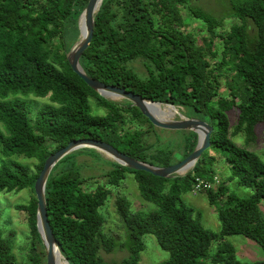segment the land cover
<instances>
[{"label": "trees", "instance_id": "trees-1", "mask_svg": "<svg viewBox=\"0 0 264 264\" xmlns=\"http://www.w3.org/2000/svg\"><path fill=\"white\" fill-rule=\"evenodd\" d=\"M87 2L0 0V158L5 160L0 165V192L26 189L32 194L27 204L15 206L27 217L30 264H45L33 186L48 156L70 141L87 138L106 142L149 165L169 167L191 154L197 144L194 132L176 131L182 138V152L176 158L172 141L157 135V131H174L155 128L127 101L117 103L99 96L72 72L66 56L79 39L77 22ZM196 2L103 0L95 15L91 43L79 61L85 73L148 101L183 108L186 117L212 127L211 146L192 170L169 179L108 162L106 183L92 190L83 189L87 180L75 166L76 156L72 157L89 150L61 159L47 179L45 203L55 242L68 264H138L144 235L153 236L169 255L157 264H264L238 261L234 248L224 240L241 235L264 251V216L259 210L264 202V163L231 140L242 132L251 141L255 126L264 123V0H240L233 5L232 16L243 24L228 31ZM184 11L202 25L200 35L187 30ZM248 23L253 26L252 36ZM137 59L147 68L144 79L127 66ZM225 67L230 76L224 75ZM224 77L227 93L221 94ZM18 95L48 102L31 118L29 103ZM90 99L105 110L103 115L92 113ZM233 108L238 110V120L229 132L226 113ZM132 124L147 127L132 129ZM151 134L153 141H149ZM210 149L228 166L227 180L252 191L248 198H239L218 181L201 192L216 210L217 233L205 229L200 211L181 198L191 192L196 178L213 182L216 177L214 158H208ZM12 157L35 160V173ZM66 159L72 160L68 166L63 165ZM125 174L133 176L140 198L155 209L133 212L125 197H116L125 238L121 247L127 257L109 263L98 253H109L117 244L102 234L98 209ZM213 243L215 251L210 253ZM0 264H15L10 239L3 237L1 229Z\"/></svg>", "mask_w": 264, "mask_h": 264}, {"label": "rangeland", "instance_id": "rangeland-1", "mask_svg": "<svg viewBox=\"0 0 264 264\" xmlns=\"http://www.w3.org/2000/svg\"><path fill=\"white\" fill-rule=\"evenodd\" d=\"M240 0H197L196 6L204 11L206 14L210 15L212 18L221 21V26L223 31H228L231 26L241 25L243 21L241 19L232 16V6L239 4ZM184 19L187 21L189 26L187 30L193 32L195 35H200L202 25H200L192 17L186 16L184 11ZM120 17L117 19L119 20ZM248 31L252 36L254 34L253 26L248 23ZM217 46V45H216ZM215 46V47H216ZM140 59L129 62L127 66L131 68L137 76L141 79L147 77V68L142 63ZM224 75L230 76L231 72L224 69ZM224 78H221V94L227 93ZM229 80V79H228ZM20 99L25 100L29 103L31 107L30 117L33 115L36 109L48 102L46 98L40 99L33 96H17ZM110 100V99H109ZM117 103L123 102L121 99L111 100ZM89 104L92 113L95 115H103L105 110L96 104L94 99L89 100ZM179 114L185 116V110L183 108L176 107ZM229 121V132H232L238 120V110L236 108L231 109L226 113ZM188 118V117H187ZM174 120L178 119V114L173 117ZM132 129L140 128L141 126L131 125ZM147 125H142L141 128H146ZM180 133L174 132H161L157 131L158 137L163 140L172 141V148L174 154L179 158L182 152L181 145V135ZM155 136L150 135L149 141H153ZM231 140L238 147L246 149L253 152L257 157L264 163V123H259L254 128V135L251 141H246L245 135L240 132L235 136L231 137ZM51 148V147H50ZM80 151V150H79ZM77 152V151H76ZM84 152V151H83ZM76 156V157H75ZM220 154L209 150V157L214 158L213 169L216 172V178L221 185L228 187L229 191L235 194L239 198H248L252 191L245 188L237 183L236 180L228 181L229 176L228 166L224 163L223 159L219 157ZM73 161L76 163V168H78L81 176L86 178L87 183L83 186L85 190H92L97 185H104L107 181V172L111 169V164L113 163L111 159L103 154L96 152L95 150L85 151L84 153H77L72 155ZM12 159L17 160L23 164L28 165L31 173H35V160H28L24 157H12ZM4 159L0 158V165L4 162ZM212 160H210L211 162ZM72 160L66 159L63 165L68 166L71 164ZM208 162V159H207ZM62 165V166H63ZM216 186V185H215ZM216 188V187H215ZM110 194L104 205L98 209V212L103 217V223L101 225V232L107 238H111L116 244L111 252L106 253L100 251L98 256L104 261L113 263L119 262L121 259L127 257V253L124 248L121 247L124 241V231L121 222L118 218L115 208V199L117 196L125 197L129 204L130 210L136 211H152L155 206L151 203H147L140 198L137 190L136 183L134 182L133 176L130 174H125V178L121 181L120 186L115 188L111 187ZM30 190H21L19 192H0V211L2 215L0 217V229L4 238L10 239L12 245V254L15 257V264H30L27 259V253L30 248V234L29 227L27 225V217L24 212L17 211L15 209L16 205L27 204L31 198ZM182 200L186 205H189L201 213V223L205 229L212 232H219L220 225L217 219V213L214 207H211L206 199L204 193L197 192L195 194L186 193L181 196ZM259 210L262 216H264V202L259 206ZM10 232H15L13 237L10 236ZM144 251L140 254V262L138 264H157L168 259L169 255L167 252L161 250L157 245L155 238L151 235H144L143 238ZM226 242L232 245L235 251V257L238 261L242 263H253V262H264V251L253 241L241 236L232 235L224 238ZM216 243L212 244L210 248V253L215 251ZM43 250V249H42ZM40 252V248H37ZM210 264V263H208Z\"/></svg>", "mask_w": 264, "mask_h": 264}, {"label": "water", "instance_id": "water-1", "mask_svg": "<svg viewBox=\"0 0 264 264\" xmlns=\"http://www.w3.org/2000/svg\"><path fill=\"white\" fill-rule=\"evenodd\" d=\"M102 1L103 0H88L84 10L78 18L77 27L79 30V39L73 44L66 56L67 63L72 72L99 96L105 99H121L129 102L132 106L136 107L155 128L167 131L194 132L197 135V144L191 154L169 167H155L149 165L122 154L106 142L87 138L70 141L66 146L48 156L33 186V192L37 203L36 229L41 240L45 264H56V255H61L48 222L45 203V186L47 179L54 166L61 159L79 150H95L96 152L105 155L119 166L133 171H143L156 177L169 179L175 176H183L192 170L202 153L208 150L211 146L210 135L212 133V127L206 122L198 118H187L179 113L177 120H174L173 118L167 120L157 118L149 111L147 105L163 104L148 101L138 94L116 86L105 85L104 83L89 77L85 73L79 61L83 52L91 43L94 30V18L100 9ZM80 24L82 28L80 27ZM65 262L68 264L66 260Z\"/></svg>", "mask_w": 264, "mask_h": 264}, {"label": "bare ground", "instance_id": "bare-ground-1", "mask_svg": "<svg viewBox=\"0 0 264 264\" xmlns=\"http://www.w3.org/2000/svg\"><path fill=\"white\" fill-rule=\"evenodd\" d=\"M147 107L155 117L163 120L172 119L176 114L179 113L176 107H172L168 105L148 104ZM55 259H56V264H66L65 260L62 258L61 255L57 254Z\"/></svg>", "mask_w": 264, "mask_h": 264}, {"label": "built area", "instance_id": "built-area-1", "mask_svg": "<svg viewBox=\"0 0 264 264\" xmlns=\"http://www.w3.org/2000/svg\"><path fill=\"white\" fill-rule=\"evenodd\" d=\"M217 178L215 177L213 182H207L203 179L196 178L190 193L195 194L204 190L211 189L215 184L217 185Z\"/></svg>", "mask_w": 264, "mask_h": 264}, {"label": "crops", "instance_id": "crops-1", "mask_svg": "<svg viewBox=\"0 0 264 264\" xmlns=\"http://www.w3.org/2000/svg\"><path fill=\"white\" fill-rule=\"evenodd\" d=\"M131 175V174H130Z\"/></svg>", "mask_w": 264, "mask_h": 264}]
</instances>
